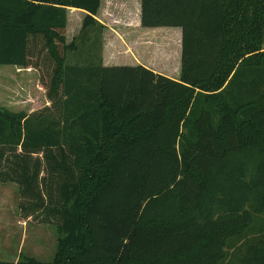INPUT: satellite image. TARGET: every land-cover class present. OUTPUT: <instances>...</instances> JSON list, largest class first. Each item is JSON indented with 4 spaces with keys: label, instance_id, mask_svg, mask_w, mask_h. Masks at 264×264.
Returning a JSON list of instances; mask_svg holds the SVG:
<instances>
[{
    "label": "trees",
    "instance_id": "obj_1",
    "mask_svg": "<svg viewBox=\"0 0 264 264\" xmlns=\"http://www.w3.org/2000/svg\"><path fill=\"white\" fill-rule=\"evenodd\" d=\"M99 6L0 0V66L45 72L49 104L0 105V184L58 236L16 264H264V0H141L142 27L181 30L177 81L94 44L72 63L66 9L85 30Z\"/></svg>",
    "mask_w": 264,
    "mask_h": 264
},
{
    "label": "crops",
    "instance_id": "obj_2",
    "mask_svg": "<svg viewBox=\"0 0 264 264\" xmlns=\"http://www.w3.org/2000/svg\"><path fill=\"white\" fill-rule=\"evenodd\" d=\"M94 16L101 26L82 29L87 12L66 9L65 43L74 42L77 52L71 62L85 65L86 49L103 67H138L177 81L181 72V30L179 28H144L141 26V0H99ZM84 46V47H83ZM85 48L83 50V48ZM89 56V60L91 57ZM46 102L44 106H47ZM13 262V264H16ZM12 263V262H10Z\"/></svg>",
    "mask_w": 264,
    "mask_h": 264
},
{
    "label": "rangeland",
    "instance_id": "obj_3",
    "mask_svg": "<svg viewBox=\"0 0 264 264\" xmlns=\"http://www.w3.org/2000/svg\"><path fill=\"white\" fill-rule=\"evenodd\" d=\"M3 71L0 75V96L3 99L0 105L27 114L39 112L45 107V72L39 74L33 70H21L19 75L13 66H0V73ZM7 72L18 76H8ZM19 202L15 184H0V261L13 263L25 257L41 263L51 262L58 238L56 228L24 220L19 212Z\"/></svg>",
    "mask_w": 264,
    "mask_h": 264
}]
</instances>
